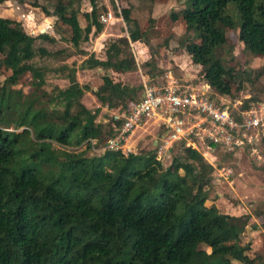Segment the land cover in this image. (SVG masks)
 <instances>
[{
    "label": "trees",
    "instance_id": "16d2710c",
    "mask_svg": "<svg viewBox=\"0 0 264 264\" xmlns=\"http://www.w3.org/2000/svg\"><path fill=\"white\" fill-rule=\"evenodd\" d=\"M81 1L56 0L52 12L71 29L74 49L104 29L99 8L105 7L98 0H88L90 11L83 13L86 25L81 26L79 8H74ZM189 1L190 7L172 12L171 19H181L196 34L198 42L190 39L184 50L201 67L208 98L225 105L215 95H231L221 77L239 80L240 89L244 72L225 68L217 51L227 43L236 16L238 40L251 53L264 55V0ZM58 9L70 11L59 14ZM118 10L126 36L107 45L105 59L80 51L86 56L80 69L103 72L97 90L77 81L74 66L60 65L53 71L68 82L59 92L62 109L29 106L15 126V130L24 127L21 132L0 127V264H255L246 253L248 245L239 244L251 215L221 214L214 205H206L214 168L196 150L175 143L166 168L156 148L88 155L120 125H114L111 115L98 120L101 108L108 113L128 111L139 102L137 89L113 81L111 72L123 75L137 64L149 66L148 87L159 86L155 77L163 73L148 62H137L133 45L143 42L145 34L129 8ZM42 11L49 15L45 8ZM37 42L56 40L47 34L31 36L21 23L0 18V68L10 72L0 87V123L10 108L9 89L22 76L29 73L37 90L44 85L47 69L31 61L63 53L48 51ZM86 92L96 97L99 107L83 104ZM257 101L247 99L239 109L254 108L251 103ZM92 140L97 143L92 145ZM83 144L84 149L68 150ZM254 214L263 217L264 228V211Z\"/></svg>",
    "mask_w": 264,
    "mask_h": 264
},
{
    "label": "rangeland",
    "instance_id": "374dc122",
    "mask_svg": "<svg viewBox=\"0 0 264 264\" xmlns=\"http://www.w3.org/2000/svg\"><path fill=\"white\" fill-rule=\"evenodd\" d=\"M55 2L56 0H6L0 5V18L21 23L24 31L31 36L47 34L56 40L54 44L37 42V46L45 47L51 52L63 51L58 58L41 59L37 57L31 61L33 66H44L47 69L44 85L37 90L29 73L22 76L17 85L9 89L12 92L10 108L7 110V116L0 123V127L7 131L21 132L24 127L15 130V126L21 114L29 106L32 109L44 107L49 111L62 109L59 92L68 86V82L62 78L61 73L57 74L53 71L60 65L74 66L77 69V81L81 85L88 86L92 91L98 89L102 83L103 72L99 69H80L82 61L86 59L80 51H86L87 54H93L97 59L104 60L107 45L118 37L126 36L125 23L120 16H117L118 8H129L131 17L138 22L140 30L145 34L143 42L134 44L133 48L139 64L148 62L163 72L162 75L157 74L155 77L156 85H162L164 75H171L183 88L189 87L195 92L203 90L207 93L209 91L200 75L201 67L193 64L184 50V45L190 39L198 42L196 34L188 30L181 19L174 21L170 16L172 12L182 13L189 8V0H155L153 3L148 0H98V5L105 7V10L99 8L100 15L110 12L114 18L108 23H103V32L98 36L90 35L89 40L82 43L79 49H74L70 44L71 29L66 24L57 21L52 15ZM230 7L229 9L232 8ZM42 8H45L49 15L45 14ZM74 8H79L78 19L81 26L85 27L83 13L90 11L89 1L82 0L79 6L75 5ZM69 11V9H58L56 13L67 14ZM233 23L234 27L228 34L227 43L218 49L217 54L225 68L244 72L241 79L243 81L239 89V80L235 83L228 75H224L221 79L228 86L231 95H215L231 108L235 105L239 109L247 99L258 100L252 102V106L264 105V55H255L245 49L238 40L239 25L236 16ZM140 66L137 64L134 71L123 75L111 72L113 81H121L135 87L138 99L142 97L144 84L147 85L151 81L147 74L150 67ZM9 75L10 72L0 68V87ZM245 77H248L250 81ZM82 102L90 109L99 107L98 100L91 92L84 94ZM109 115L101 108L98 120H108ZM158 126L155 120H151L136 129L127 141L129 150L126 151L136 153L142 149L156 148L157 158L166 168L172 162V154L165 148L162 150L161 147L164 145L160 137L162 131ZM104 141L91 149L88 155H101ZM260 146L264 155L262 141ZM54 148L60 149L57 145H54ZM81 149H84V144L80 148L73 147L68 150L79 151ZM244 154L238 152L231 157V155L217 152V161H211L214 164V171L212 183L206 189L208 195L206 205H214L221 214L251 215L250 223L242 234L239 244L248 245L246 253L254 259L255 264H264L263 217L254 214L264 211V158L259 163ZM41 169L46 171L48 167ZM204 249L209 251L206 247Z\"/></svg>",
    "mask_w": 264,
    "mask_h": 264
},
{
    "label": "built area",
    "instance_id": "2783aa9c",
    "mask_svg": "<svg viewBox=\"0 0 264 264\" xmlns=\"http://www.w3.org/2000/svg\"><path fill=\"white\" fill-rule=\"evenodd\" d=\"M99 18L102 23H107L114 17L108 12ZM232 110L229 105H217L203 90L195 92L175 81L144 87L139 102L128 111L110 113L114 125L118 122L120 125L114 126L115 134L106 138L102 150L128 154L127 141L132 133L155 120L158 127L164 129L162 150L169 151L175 143L182 142L203 157L216 156L217 152L227 155L245 152L244 155L260 163L264 105L251 109H238L234 105ZM91 143L95 145L97 141L92 140Z\"/></svg>",
    "mask_w": 264,
    "mask_h": 264
},
{
    "label": "crops",
    "instance_id": "0c3cea01",
    "mask_svg": "<svg viewBox=\"0 0 264 264\" xmlns=\"http://www.w3.org/2000/svg\"><path fill=\"white\" fill-rule=\"evenodd\" d=\"M118 20H120V19H118ZM108 23V22H107ZM105 24V23H104ZM100 35V34H99ZM164 78L165 79H163L164 81H163V83H162V85H166V84H168V83H170L171 81H175L176 82V80L171 76V75H165L164 76ZM161 86V85H160ZM144 87H148L147 85H145L144 84V86H143V90H144ZM155 87V86H154ZM103 111H105V109H103ZM109 113H112V111H109ZM161 128V127H160ZM164 134V133H163ZM162 133H160V137H162V135H163ZM159 144V143H158ZM173 147V146H172ZM162 148V147H161ZM170 151V150H169ZM233 155H231V157H232ZM204 159L206 160V161H209L210 163H211V161H217V156H214V155H212V156H209V155H207L206 157H204Z\"/></svg>",
    "mask_w": 264,
    "mask_h": 264
}]
</instances>
